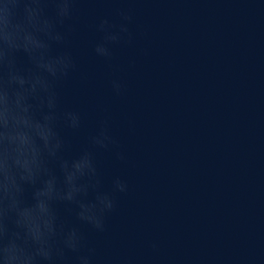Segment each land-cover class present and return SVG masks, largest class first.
Returning a JSON list of instances; mask_svg holds the SVG:
<instances>
[{
    "label": "water",
    "instance_id": "1",
    "mask_svg": "<svg viewBox=\"0 0 264 264\" xmlns=\"http://www.w3.org/2000/svg\"><path fill=\"white\" fill-rule=\"evenodd\" d=\"M77 7L80 71L64 100L83 112L85 126L73 151L107 114L129 158L98 154L106 183L121 175L129 185L108 232L91 236L98 250L144 255L155 239L162 256L181 264L264 257V0ZM118 7L134 10L136 39L114 50L109 67L92 54L90 25ZM114 77L126 85L122 97L112 94Z\"/></svg>",
    "mask_w": 264,
    "mask_h": 264
},
{
    "label": "clouds",
    "instance_id": "2",
    "mask_svg": "<svg viewBox=\"0 0 264 264\" xmlns=\"http://www.w3.org/2000/svg\"><path fill=\"white\" fill-rule=\"evenodd\" d=\"M83 2L0 0V264H181L162 256L155 239L144 255L101 254L91 239L108 232L118 198L129 191L121 175L106 183L98 154L111 153L123 164L129 158L107 114L73 151L84 114L66 105L64 86L80 71L73 40ZM133 22L134 10L124 7L112 18H96L92 54L112 67L114 50L135 42ZM80 79L87 77L80 73ZM109 84L115 97L125 94L119 77ZM225 264H264V257L227 258Z\"/></svg>",
    "mask_w": 264,
    "mask_h": 264
}]
</instances>
